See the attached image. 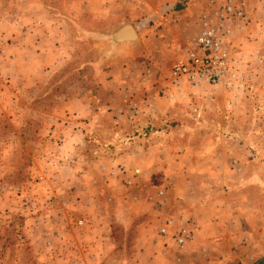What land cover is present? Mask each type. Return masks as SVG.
<instances>
[{
	"label": "rangeland",
	"instance_id": "1",
	"mask_svg": "<svg viewBox=\"0 0 264 264\" xmlns=\"http://www.w3.org/2000/svg\"><path fill=\"white\" fill-rule=\"evenodd\" d=\"M225 1L233 86L174 77ZM125 19L139 43L108 55ZM235 258L264 263V0H0V264Z\"/></svg>",
	"mask_w": 264,
	"mask_h": 264
},
{
	"label": "built area",
	"instance_id": "2",
	"mask_svg": "<svg viewBox=\"0 0 264 264\" xmlns=\"http://www.w3.org/2000/svg\"><path fill=\"white\" fill-rule=\"evenodd\" d=\"M219 5L220 11L216 13V18L205 16L200 31L182 57L173 64L172 75L179 80L184 78L194 85H222L225 88L232 87L235 83L232 78L237 73L232 70L233 67L239 70L236 66L238 61L231 55L225 41L232 36L235 31L233 29L245 27V11L231 1L221 2ZM162 193L161 189L159 194ZM173 225L171 218L165 219L157 235L164 241L170 240L176 247H183L193 236L191 228L180 227L173 233L170 232Z\"/></svg>",
	"mask_w": 264,
	"mask_h": 264
},
{
	"label": "water",
	"instance_id": "3",
	"mask_svg": "<svg viewBox=\"0 0 264 264\" xmlns=\"http://www.w3.org/2000/svg\"><path fill=\"white\" fill-rule=\"evenodd\" d=\"M99 39L108 55L122 49L130 51L139 43V35L133 24L127 19L122 20L114 29L101 33ZM223 264H242V262L235 258Z\"/></svg>",
	"mask_w": 264,
	"mask_h": 264
},
{
	"label": "trees",
	"instance_id": "4",
	"mask_svg": "<svg viewBox=\"0 0 264 264\" xmlns=\"http://www.w3.org/2000/svg\"><path fill=\"white\" fill-rule=\"evenodd\" d=\"M177 8H181V6H179V7H177ZM259 263H261V264H264L262 261H261V262H259Z\"/></svg>",
	"mask_w": 264,
	"mask_h": 264
}]
</instances>
